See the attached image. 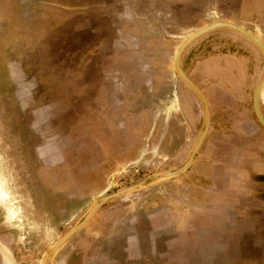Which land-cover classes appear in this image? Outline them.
Wrapping results in <instances>:
<instances>
[{
    "label": "rangeland",
    "instance_id": "1",
    "mask_svg": "<svg viewBox=\"0 0 264 264\" xmlns=\"http://www.w3.org/2000/svg\"><path fill=\"white\" fill-rule=\"evenodd\" d=\"M109 1L112 0H0V235L10 246L7 253L0 247V256L8 260L6 264H40L46 250L95 198L148 174L178 166L184 160L202 125V112L196 95L177 78L172 60L176 47L190 32L218 20L243 19L250 26L244 29L264 43V24L253 28L256 20L264 23V0H193V4L189 1L176 7L179 10L181 5L182 16L178 15L174 22L168 20L170 27L152 34L157 37L152 42H160L157 45L143 44L140 34L134 37L130 32L124 37L130 42L135 40L136 46L101 45V39L114 38L105 15L110 10ZM120 1L117 4L114 0L112 11L126 13L128 1ZM135 6L132 4L131 10L135 8L140 13L133 18L134 24L146 17L154 22V13L149 16ZM101 8H106L105 13ZM139 8L142 10V4ZM167 10L160 17L169 19ZM125 19L122 17V21ZM162 37L165 40L159 39ZM131 52L139 54L135 57L144 62L136 66L134 61H127L125 55ZM180 64L188 79L205 95L209 112L205 139L209 134L231 131L224 118L234 114L238 122L262 126L252 108V93L263 75L264 59L252 42L229 29L216 28L190 42L181 54ZM207 64L216 70H207ZM224 68L223 73L218 71ZM142 71L149 75L139 76ZM234 82L238 93L228 92L234 89L230 84ZM107 85L125 89L122 104L106 92ZM261 90L264 92V86ZM105 104L119 108L111 111ZM230 105L239 106L234 114L226 110ZM259 106L264 113L261 96ZM243 107L248 113L241 114ZM123 113L140 116L144 132L136 134L128 156L118 160L102 157L101 149L110 148L105 146L110 131L117 129L119 136L124 133L116 122L117 114ZM174 115L178 120L173 123L172 135L177 141L162 151L160 146L164 138L169 139L171 130L167 122ZM102 117L108 124L99 120ZM112 117L116 119L115 126L109 122ZM48 118L53 125H46ZM247 127L246 132H251L252 126L248 123ZM36 137L38 143L42 137L49 142V149L40 153L53 152L46 165L55 167L54 183L46 179L43 182L34 154L31 156L30 149L23 151L29 148L28 142L34 148ZM257 142L264 151V139ZM64 163L68 164L59 170L57 167ZM257 173L258 185L262 186L259 190L264 195V171ZM144 188L99 206L89 222L56 252L50 264H61L64 255L74 248L86 255L82 264L126 262L115 242L112 246L96 243L95 214L125 204ZM261 237L264 239V235ZM251 243L253 240L248 238L250 250L244 254L248 258L245 264H250L251 257H262L259 248Z\"/></svg>",
    "mask_w": 264,
    "mask_h": 264
},
{
    "label": "crops",
    "instance_id": "2",
    "mask_svg": "<svg viewBox=\"0 0 264 264\" xmlns=\"http://www.w3.org/2000/svg\"><path fill=\"white\" fill-rule=\"evenodd\" d=\"M127 1L126 13L112 11L114 0L109 1L111 6L107 14L105 9L108 6L100 9L110 21L108 27L112 28L111 36L114 38L101 39L98 44H109L112 47L115 44L136 46L135 40L130 42L129 38L124 37L130 32L134 33V37L140 34L144 39L143 44L157 45L160 43L157 42L159 39L165 40V38H159L155 43L152 41L157 37H153L152 34H157L160 28L165 30L170 27L166 24L168 20L174 22L182 16L181 5L189 1L193 4V0ZM130 2L142 13H148L149 16L154 13V22H151V17H146L143 22L134 24L133 18L140 12L135 8L131 10ZM116 3L119 4L121 1L117 0ZM141 4L142 10L139 8ZM179 4L181 5L178 10L176 7ZM166 10L170 14L169 19H166V16L160 17ZM122 17L126 19L122 21ZM226 20L235 22L247 30L250 28L246 20L241 19V22L236 19ZM162 21L164 23H161ZM258 24L262 27L264 23L256 20L253 28L257 29ZM151 29L155 31L152 33ZM97 30L95 28V33ZM148 40L151 42L147 43ZM128 54L125 55L126 60L134 61V65L144 62L143 59L135 57L139 54L132 52ZM136 58L138 61L135 60ZM101 75L105 76L104 70L101 71ZM141 75L149 74L142 71L139 73V76ZM230 84L234 88L235 82ZM110 86H106V92L113 97L116 96L118 104H122L125 89L115 90ZM228 92L238 93L239 90L234 88ZM107 106L111 111L116 107L119 108V105ZM237 108L230 105L226 107V110L234 114ZM242 110L244 111L241 114L248 113L245 107ZM124 114L119 116L117 114V120L114 117L109 119L112 126H115L113 123L116 120L122 126L121 132L124 133L119 136L118 131H110L106 137L107 145H105L106 149L108 146L110 148L106 151L101 149L102 157L118 160L128 156L130 147L136 142V134L144 132L145 124L140 116H124ZM262 114L264 116V113ZM175 119L177 121L178 117L174 115L173 119L167 122L171 130L169 139L164 138V143L160 146L162 151L166 150L173 141H177V137L174 138L172 135ZM224 119L229 122L231 131L209 134L208 139H205L208 134L206 133L184 172L160 184L148 186L144 188V192H135L136 194L128 198L125 204L113 206L111 211L104 210L95 214L97 216L94 224L96 243L101 242L102 245L104 243L112 246V242H115L114 245L123 256L126 255L127 261L137 264L141 262L145 264H237L243 262L245 264L248 258L244 254L250 250L247 239L251 238L253 240L251 244L259 248L262 257L260 258L259 255L249 258L250 264H264V239L261 237L264 235V195L259 190L262 187L258 185L260 181L256 179L257 172L264 171V167L258 171V168L264 166V151L259 148L260 145L257 142L264 139V127L251 122L246 124L238 122L235 114ZM103 121L108 124L106 122L108 120ZM95 122L96 120L93 123ZM248 123L252 126L251 132H246ZM235 130L240 132L234 133ZM99 146L101 148V144Z\"/></svg>",
    "mask_w": 264,
    "mask_h": 264
},
{
    "label": "water",
    "instance_id": "3",
    "mask_svg": "<svg viewBox=\"0 0 264 264\" xmlns=\"http://www.w3.org/2000/svg\"><path fill=\"white\" fill-rule=\"evenodd\" d=\"M216 28H226V29H229L243 36L244 38L252 42L260 50L263 56V59H264V43L251 32L228 21L218 20V21L211 22L209 24H206L204 26H201L193 30L185 38H183L175 49L173 60H172V67H173V70L177 78L196 95V97L198 98L200 102L201 112H202V125L186 157L178 166H175L173 168H169L163 171H158V172L148 174L147 176L131 184L119 187L115 189L114 191L102 194L98 196L97 198H95L89 204V206L85 209V211L81 214V216L68 228V230H66L64 234H62L53 244H51V246L46 250V252L41 257L40 264H50L56 252L87 223V221L89 220L91 215L94 213V211L99 206H101L103 203L111 199H114L116 197H119L121 195L127 194L129 192L144 188L151 184L173 178L181 174L187 169V167L192 161L198 147L200 146L207 132L208 124H209V112H208V104H207L205 95L185 75V73L183 72L181 68L180 58H181V54L183 50L190 42H192L194 39H196L200 35L208 31H211L213 29H216ZM263 86H264V72H263L261 79L258 81L256 86L254 87V90L252 93V108H253L257 121L262 126H264V116L260 110L259 96H260V90L262 89Z\"/></svg>",
    "mask_w": 264,
    "mask_h": 264
},
{
    "label": "flooded vegetation",
    "instance_id": "4",
    "mask_svg": "<svg viewBox=\"0 0 264 264\" xmlns=\"http://www.w3.org/2000/svg\"><path fill=\"white\" fill-rule=\"evenodd\" d=\"M2 24L0 23V30L2 29V26H1ZM16 34L18 35H16V37H18L19 38V36H20V32L19 31H17L16 32ZM28 38V37H27ZM122 40V39H121ZM124 42V41H123ZM213 64L214 62H210L209 64ZM209 64H207L208 65V68H209ZM207 70H216L215 68H213V69H211V67L209 68V69H207ZM218 71L219 72H221V73H223L224 71H225V68L224 69H218ZM19 121L20 120H22V119H18ZM99 120H101V122H103L104 123V121L103 120H105V118H99ZM16 123L18 124V122H17V119H16V122H14V124L16 125ZM46 125H53V122H52V119H50V118H48L47 119V123H46ZM20 126V125H19ZM49 129V128H48ZM114 132H117V129H116V131H114ZM46 138H43L42 137V140L40 141V143H38L37 142V137L36 138H34L33 139V142H37L36 144H35V146H34V148H30V146L32 145L30 142H28V146H29V148H24L23 149V151H25V152H29V149L31 150V156L34 154V158L36 159V161H37V163L39 164V168L37 167V171H38V169L42 172V174H41V176H42V180H43V182H45V180L44 179H46V181L47 180H50V181H52L53 183H54V181H53V175H52V172H54V169H55V167L53 166V164H51V165H46V161L51 157V155L53 156V152L51 153L49 150V153L47 154V152L48 151H46L45 153H40V151H42L43 149H49V142L47 141L46 142V140H45ZM39 140V139H38ZM32 142V143H33ZM26 143V142H25ZM47 154V155H46ZM50 154V155H49ZM68 163H64V164H62V166H58L57 168L59 169V170H62L63 168H65L66 167V165H67ZM65 166V167H64ZM63 171V170H62ZM51 173L50 174V176H49V174H47V173ZM44 173L46 174V178H45V175H44ZM56 175V174H55ZM41 180V181H42ZM5 238H3L1 235H0V247H1V249H3L4 250V252L5 253H7V252H10V246H9V244L7 245V243L5 242ZM117 252H120V251H118L117 250ZM120 254L122 255V253L120 252ZM86 255L84 254V256L82 255V252H81V250L80 249H76V248H74V249H71L69 252H67L66 253V255H64V259L62 260V263L61 264H82L83 262H82V259H83V257H85ZM123 256V255H122ZM125 257H126V255H124ZM6 263H8V260L7 259H2L1 258V256H0V264H6ZM117 264V263H116ZM118 264H137V263H134V262H132V261H127L126 260V262H121V263H118ZM140 264H145V262H141Z\"/></svg>",
    "mask_w": 264,
    "mask_h": 264
},
{
    "label": "bare ground",
    "instance_id": "5",
    "mask_svg": "<svg viewBox=\"0 0 264 264\" xmlns=\"http://www.w3.org/2000/svg\"><path fill=\"white\" fill-rule=\"evenodd\" d=\"M262 90H260V94H261V96L264 98V92L262 91Z\"/></svg>",
    "mask_w": 264,
    "mask_h": 264
}]
</instances>
